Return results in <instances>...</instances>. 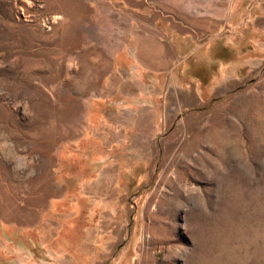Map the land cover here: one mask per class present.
Masks as SVG:
<instances>
[{"label":"rangeland","instance_id":"1","mask_svg":"<svg viewBox=\"0 0 264 264\" xmlns=\"http://www.w3.org/2000/svg\"><path fill=\"white\" fill-rule=\"evenodd\" d=\"M0 264H264V0H0Z\"/></svg>","mask_w":264,"mask_h":264},{"label":"crops","instance_id":"2","mask_svg":"<svg viewBox=\"0 0 264 264\" xmlns=\"http://www.w3.org/2000/svg\"><path fill=\"white\" fill-rule=\"evenodd\" d=\"M146 26V25H145ZM149 27H146L147 29L145 30V38H146V47L149 51H153V49L155 48L156 49V45H158V47L160 48L161 47V43H159V41H156L155 38L157 37V24H151V25H148ZM207 26H203L202 29H206ZM150 39V40H149ZM157 43V44H156ZM142 44L144 45L143 42H138L137 44V50H143L144 49V46H142ZM160 50H162V48H160ZM140 57V56H139ZM137 57V58H139ZM142 58V57H141ZM139 58V59H141ZM143 60V59H141ZM154 59L153 58H146L145 62H140L142 66H145V67H151V68H154V67H159L161 66V64L159 63H155L153 62Z\"/></svg>","mask_w":264,"mask_h":264},{"label":"bare ground","instance_id":"3","mask_svg":"<svg viewBox=\"0 0 264 264\" xmlns=\"http://www.w3.org/2000/svg\"><path fill=\"white\" fill-rule=\"evenodd\" d=\"M109 171H110V169H108V170L106 171L107 175H106L105 179L108 178V172H109ZM105 179H104V180H105ZM104 180H103V182H101L100 184H98L97 187H100L101 185H104V182H106V181H104Z\"/></svg>","mask_w":264,"mask_h":264}]
</instances>
